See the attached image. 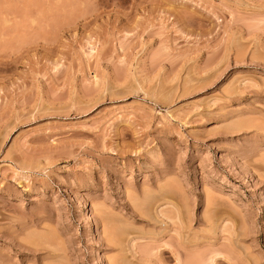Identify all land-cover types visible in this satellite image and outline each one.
<instances>
[{"label": "rangeland", "instance_id": "1", "mask_svg": "<svg viewBox=\"0 0 264 264\" xmlns=\"http://www.w3.org/2000/svg\"><path fill=\"white\" fill-rule=\"evenodd\" d=\"M0 264H264V0H0Z\"/></svg>", "mask_w": 264, "mask_h": 264}]
</instances>
